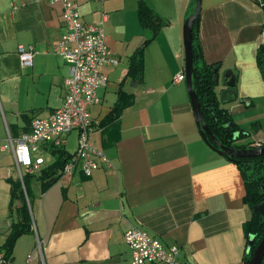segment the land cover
<instances>
[{
	"label": "crops",
	"instance_id": "0c3cea01",
	"mask_svg": "<svg viewBox=\"0 0 264 264\" xmlns=\"http://www.w3.org/2000/svg\"><path fill=\"white\" fill-rule=\"evenodd\" d=\"M71 1L81 22L102 26L117 60L102 68L108 81L89 108V141L112 167H98L90 177L61 171L43 192L41 180H29L30 231L17 237L7 264H129L123 234L131 226L178 247L188 264H243L252 211L240 165L202 139L185 80L172 83L184 72L182 30L194 13L191 0H147L162 23L147 43L152 32L140 23L138 0ZM196 23L202 59L216 66L218 104L246 133L238 143L264 145V56L257 57L264 0H201ZM63 31L58 3L22 0L13 9L12 0H0V147L8 136L28 132L33 117L63 104L67 64L51 51ZM18 45L33 47L30 67H21ZM138 49L142 74L134 78L128 65ZM230 78L235 97L222 99ZM73 132L76 149L77 131L66 144ZM55 155L50 144L39 143L30 158L43 162L33 174ZM28 173L0 148V247L23 220L21 201L10 200L9 180L24 190Z\"/></svg>",
	"mask_w": 264,
	"mask_h": 264
},
{
	"label": "built area",
	"instance_id": "2783aa9c",
	"mask_svg": "<svg viewBox=\"0 0 264 264\" xmlns=\"http://www.w3.org/2000/svg\"><path fill=\"white\" fill-rule=\"evenodd\" d=\"M17 1L22 0H12L13 9L16 8ZM35 1L58 3L61 6L64 31L52 45L51 51L67 64V76L64 79L66 92L59 108L47 117H33L28 132L15 139L8 136L0 148L13 153L18 168L25 166L29 173H33L43 162L42 158L34 161L30 158L31 152L37 149L39 143L63 147L66 136L71 131H77L76 149L63 166L62 173L69 174L79 169L84 177H90L98 167H112L103 151L89 141V108L98 101L97 89L108 81L102 68L116 65L117 60L104 42L102 26L81 22L77 4L71 0ZM16 51L21 67H30L33 47L18 45ZM184 80L185 73L180 72L172 78V83ZM123 238L130 250L129 264H188L179 258L178 247H165L159 239L138 227L131 226L126 229ZM38 249L41 252L39 243ZM0 264H6L2 253Z\"/></svg>",
	"mask_w": 264,
	"mask_h": 264
},
{
	"label": "trees",
	"instance_id": "16d2710c",
	"mask_svg": "<svg viewBox=\"0 0 264 264\" xmlns=\"http://www.w3.org/2000/svg\"><path fill=\"white\" fill-rule=\"evenodd\" d=\"M137 14L141 25L144 28L151 30V37L146 40L147 43L161 26V22L154 14L147 0H138ZM197 19V18H196ZM196 19L192 26V61L193 67L191 71V85L195 92L196 99L202 113V121L216 139L224 146L236 149L257 148L246 144H240L238 141L245 137L246 133L241 130L231 119L225 109L218 104L215 94V78L216 66L207 64L203 61L199 44L196 43L195 27ZM142 49V48H141ZM138 49L134 56L131 57L128 65V75L136 78L142 74V50ZM264 56V44L258 49V60ZM117 109L114 108L113 112ZM30 125V124H29ZM212 143V142H211ZM211 146V145H210ZM263 146V145H261ZM216 148L215 145L211 146ZM56 155L54 162L48 167L43 168L39 175L28 173L22 177L24 190L21 187L20 181L9 180L10 183V200L13 202L19 199L22 203L23 220L19 224L12 226L10 233L7 236L6 242L0 247V253L3 254L5 263L11 259L12 249L15 240L22 233L26 232L30 224L29 214V180L36 178L41 180V191H45L52 183L56 181L60 175L63 166L69 160L72 154H69L63 147H53ZM233 161L240 165L241 174L245 186V202L252 211L253 207L264 201V156L255 158H238L232 157ZM28 202V203H27ZM246 234L252 237L248 245V251L243 264H247L252 252L264 235V217H259L252 213L250 220L246 224ZM264 264V258L262 260Z\"/></svg>",
	"mask_w": 264,
	"mask_h": 264
},
{
	"label": "water",
	"instance_id": "95a60500",
	"mask_svg": "<svg viewBox=\"0 0 264 264\" xmlns=\"http://www.w3.org/2000/svg\"><path fill=\"white\" fill-rule=\"evenodd\" d=\"M200 3H201V0H195L194 13L190 18H188L185 21L183 25V30H182L183 46H184L185 84H186V88L189 94L192 109L196 117L197 126L200 131V135L206 143H208L211 146L215 145L216 151H218V153H220L221 155L225 157L255 158L259 156H264V145L257 147V148H250V149H236V148H230V147L222 145L216 139V137L212 134V132L207 127V125H205L202 121V113L200 111L195 92L192 89V85H191V71L193 67L192 53H191V50H192V34L191 33H192L193 22L197 18L199 10H200ZM224 77L227 79L226 75H224ZM215 82L217 83V77L215 78ZM224 84L228 89L224 91L223 93H221V98L223 99V95L225 93L232 94L233 97H235L234 90L231 89L234 86L233 79L230 78L229 81H224ZM252 213H254L255 215L259 217H264V201L254 206L252 209ZM26 231L27 232L30 231V224L28 225ZM263 258H264V235L262 236L259 243L257 244L254 251L252 252L247 264H262Z\"/></svg>",
	"mask_w": 264,
	"mask_h": 264
},
{
	"label": "rangeland",
	"instance_id": "374dc122",
	"mask_svg": "<svg viewBox=\"0 0 264 264\" xmlns=\"http://www.w3.org/2000/svg\"><path fill=\"white\" fill-rule=\"evenodd\" d=\"M190 6L194 10V8H195V0H191ZM75 134L76 133L73 132L71 134V136L68 138V141H67V144H66V150H68L69 152H72V151L75 150ZM246 145L255 146L256 144L247 143ZM51 161H52V158L47 156V161L46 162H51Z\"/></svg>",
	"mask_w": 264,
	"mask_h": 264
}]
</instances>
